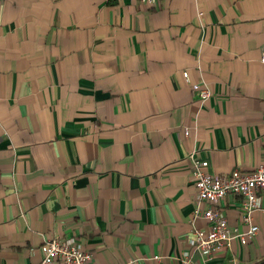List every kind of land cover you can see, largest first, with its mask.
I'll return each mask as SVG.
<instances>
[{
    "label": "crops",
    "instance_id": "crops-1",
    "mask_svg": "<svg viewBox=\"0 0 264 264\" xmlns=\"http://www.w3.org/2000/svg\"><path fill=\"white\" fill-rule=\"evenodd\" d=\"M263 48L264 0H0V264H40L52 239L92 264H181L209 228L188 156L214 175L264 165ZM219 208L246 231L240 197ZM252 223L193 263L262 264Z\"/></svg>",
    "mask_w": 264,
    "mask_h": 264
},
{
    "label": "built area",
    "instance_id": "built-area-1",
    "mask_svg": "<svg viewBox=\"0 0 264 264\" xmlns=\"http://www.w3.org/2000/svg\"><path fill=\"white\" fill-rule=\"evenodd\" d=\"M149 6H156L160 0H136ZM260 62L264 64V48L261 50ZM182 77L190 83L187 71ZM201 102L206 101L211 92L207 87L192 84ZM184 129V135H188ZM194 186L192 219L206 221L209 228L205 230L194 229L190 241V251L182 254L181 264H194L192 253L200 255L202 260L211 259L216 249L231 248V241L236 239L241 246H246L257 234L258 227L252 223V213H264V165L251 172L234 169L230 174L214 175L207 172L208 163L197 158L193 152L188 156ZM233 195L241 198V222L247 227L245 232L231 230L226 219L220 213V202L227 196ZM205 206V208H202ZM42 259L40 264H92L90 253L83 250L72 239H52L43 243L40 248ZM231 263L237 264V258L231 255Z\"/></svg>",
    "mask_w": 264,
    "mask_h": 264
},
{
    "label": "trees",
    "instance_id": "trees-1",
    "mask_svg": "<svg viewBox=\"0 0 264 264\" xmlns=\"http://www.w3.org/2000/svg\"><path fill=\"white\" fill-rule=\"evenodd\" d=\"M262 264H264V261H263V263Z\"/></svg>",
    "mask_w": 264,
    "mask_h": 264
}]
</instances>
